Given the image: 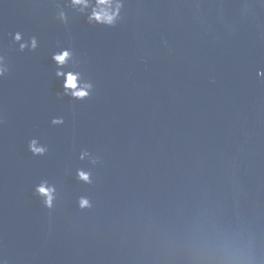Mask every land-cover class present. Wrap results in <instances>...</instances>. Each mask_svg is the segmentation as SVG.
<instances>
[{
    "label": "water",
    "instance_id": "water-1",
    "mask_svg": "<svg viewBox=\"0 0 264 264\" xmlns=\"http://www.w3.org/2000/svg\"><path fill=\"white\" fill-rule=\"evenodd\" d=\"M0 264H264V0H0Z\"/></svg>",
    "mask_w": 264,
    "mask_h": 264
},
{
    "label": "clouds",
    "instance_id": "clouds-1",
    "mask_svg": "<svg viewBox=\"0 0 264 264\" xmlns=\"http://www.w3.org/2000/svg\"><path fill=\"white\" fill-rule=\"evenodd\" d=\"M81 2H83V0H74V3H81ZM100 2L101 3H105L106 0H100ZM95 18L97 20L101 19V17L99 15H96ZM107 19H108L109 22H111V17H108ZM67 55H68V53L65 52V53H63L61 55L55 56L54 59H56L58 62L62 63L66 59ZM75 81H76V77L74 75H72V74H68L67 80H66V87L75 88L76 87ZM75 95L78 96V97H83V96L86 95V93L83 92V91H80V92H76ZM81 176H82V178L87 179V177L83 173L81 174ZM39 191L41 193H45V194L47 193V190L45 188H43V187H41L39 189ZM49 199H50V197H49ZM84 203H86V202H84Z\"/></svg>",
    "mask_w": 264,
    "mask_h": 264
}]
</instances>
